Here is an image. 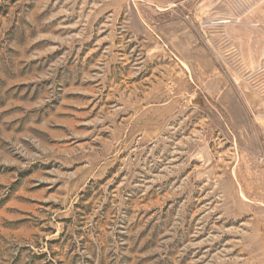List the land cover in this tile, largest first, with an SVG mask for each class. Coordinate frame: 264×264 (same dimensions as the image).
<instances>
[{
    "label": "rangeland",
    "instance_id": "374dc122",
    "mask_svg": "<svg viewBox=\"0 0 264 264\" xmlns=\"http://www.w3.org/2000/svg\"><path fill=\"white\" fill-rule=\"evenodd\" d=\"M0 264H264V0H0Z\"/></svg>",
    "mask_w": 264,
    "mask_h": 264
}]
</instances>
